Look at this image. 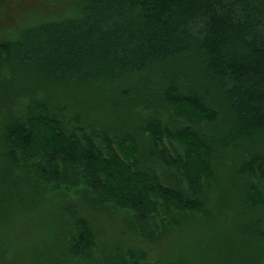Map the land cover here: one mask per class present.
<instances>
[{
    "label": "trees",
    "instance_id": "1",
    "mask_svg": "<svg viewBox=\"0 0 264 264\" xmlns=\"http://www.w3.org/2000/svg\"><path fill=\"white\" fill-rule=\"evenodd\" d=\"M52 15L0 36V205L50 233L16 264H264V0Z\"/></svg>",
    "mask_w": 264,
    "mask_h": 264
},
{
    "label": "rangeland",
    "instance_id": "2",
    "mask_svg": "<svg viewBox=\"0 0 264 264\" xmlns=\"http://www.w3.org/2000/svg\"><path fill=\"white\" fill-rule=\"evenodd\" d=\"M76 0H0V36L12 35L13 32L19 30L25 24L38 21L44 17L59 15L63 13ZM18 102L15 105L17 108ZM165 141V139H164ZM173 146L178 149V153H182L177 140L173 141ZM228 189H232L231 186ZM1 197V191H0ZM83 206L80 204V209ZM48 210L43 205L35 209L29 217L25 215L15 214L18 219L9 220L6 213L0 205V241L5 247V243L10 244L9 250L0 253V264L21 263L29 259L32 250L43 244V238L46 239L50 235L49 231H41L38 226L42 217H47ZM216 232L213 230V222L209 218L199 228L189 227L176 240V244L181 249H187L186 252L193 254L196 251L207 256L203 258L206 262L214 260L215 256L221 257L222 254L211 247L215 244ZM146 248H150L149 244H144ZM167 244L163 242L154 250L148 249L150 253L156 256L163 254ZM41 251H39V255ZM194 257V256H193ZM192 257V258H193ZM217 257V258H219Z\"/></svg>",
    "mask_w": 264,
    "mask_h": 264
}]
</instances>
